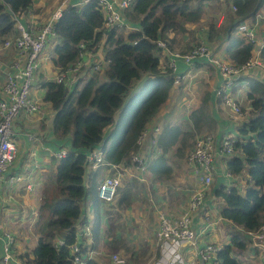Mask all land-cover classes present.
<instances>
[{"label": "trees", "instance_id": "16d2710c", "mask_svg": "<svg viewBox=\"0 0 264 264\" xmlns=\"http://www.w3.org/2000/svg\"><path fill=\"white\" fill-rule=\"evenodd\" d=\"M34 1L0 0V41L16 33L14 18L29 11ZM212 1H221L226 12L230 9L228 24L222 29L228 35L235 33L241 23L252 26L258 14L264 15V0H234L235 11L228 0H133L122 16L137 30L125 33V37L116 29H103V15L95 0L62 10L53 27L54 39L59 42L55 44L52 62L58 74L74 65L80 53H97L102 42L108 64L103 72L91 69L86 79L78 77L77 84L70 88L52 81L43 84V101L50 104L54 113L53 137L59 141L69 139L70 146L66 156L57 160L54 183L47 186L38 209L34 230L38 239L32 257L21 256V264H73L69 246L76 242L78 229L85 227L92 234L93 244L89 250L82 240L80 254L84 264H96L87 255L98 247L103 228L101 206L111 204H103L98 198L99 185L92 174L107 166L93 168L86 157L100 147L106 164L131 166L139 136L166 103L173 87L172 71L165 65L166 56L158 44L170 48L169 34H191L188 26H196L202 19H206L209 39L216 36L215 19L207 18L204 8ZM239 43V48H229L227 54L232 63L242 65L252 56L255 45L243 39ZM261 54L264 58V47ZM143 77L138 93L127 98ZM246 96L249 113L241 110L249 119L234 137L233 153L224 158L229 176H247L246 189L241 192L222 183L214 190L222 202L219 215L231 224L229 243L223 244L217 254L218 264H241L233 255L247 250L251 244L248 234L258 231L264 221V86L252 80ZM178 141L177 132L157 136V147L162 152L155 154L154 150L157 158L151 171L156 176L170 171L164 154ZM186 144L182 139L175 155L183 156ZM56 239L64 240L65 245L55 248Z\"/></svg>", "mask_w": 264, "mask_h": 264}, {"label": "crops", "instance_id": "0c3cea01", "mask_svg": "<svg viewBox=\"0 0 264 264\" xmlns=\"http://www.w3.org/2000/svg\"><path fill=\"white\" fill-rule=\"evenodd\" d=\"M82 1L72 0L67 3L66 0H35L29 11L14 18L15 29L16 23H20L25 29L37 32L51 20V17L58 10L62 11L66 6H75V2L82 3ZM204 8L206 17L215 19L216 36L209 39L206 19H202L200 25L188 26V31L190 30L191 34L189 32L176 36L169 34L170 48H162L163 56H166L165 65L168 66L172 60H175V76H181L189 70V67L175 55L188 52L196 42L203 41L214 56L229 62H232L229 54H227L229 48L231 50L239 48V41L242 38L236 33L225 34L222 30L228 24V10L230 9L228 8L226 12L221 1L220 3L217 1L206 3ZM258 25L255 50L259 48L262 50L264 47V19L259 20ZM6 39L0 41V98L2 97L5 74L11 63L18 58L15 49L3 48L2 43ZM56 43L57 40L54 38L50 40L39 57L38 68L35 71V77L33 76L35 90L32 99L40 107L39 112L32 115L21 114L13 125V141L17 142H14L16 147L15 159L20 154L30 160V163L15 164L14 159L13 164L5 174V181L0 183V264L3 263L2 245L3 237L6 234L14 238L13 258L15 261L9 264H20V257L25 254L32 257L31 252L38 239V235L34 231L38 220V209L43 202L45 190L49 186L47 172L52 160L55 159L53 154L60 150L67 152L70 146L69 139L59 141L53 137L51 123L54 113L50 104L43 101L44 94L41 98L37 96L39 88L43 89L44 83L55 82L59 75L52 62ZM102 44L95 55L94 53L88 54L84 59L86 66L79 71V79H86L91 74V63L95 60L101 61L102 72L106 69L105 50H101ZM262 61L264 63V58ZM162 63L163 61L161 65ZM194 64L195 68L192 73L194 77L181 86L173 85L168 100L146 127L149 130L159 128V136L177 132L179 141L175 143L174 148L169 149L164 154V161L170 171H164L161 176H156L151 171L153 160L157 158V155L154 154V150L152 152L153 148L149 147L147 142L141 147L147 162V169L143 175L132 169L125 170L122 166L118 167L120 170L118 193L111 203L108 213L104 205L100 209L103 225L101 231L103 233L101 236L99 235L97 244L101 246L100 249H92L93 252L90 253L91 260L96 264H105L102 258H106V255L102 254V250L106 248V242H110L113 253H118L119 256L123 257L126 264H152L157 252L155 231L159 215L172 219L178 218L187 211L189 195L192 190L197 188L193 169L187 162V155L196 138L211 135L218 146L224 137H236L238 129L246 121V114L234 119L231 112L223 106L220 98L216 95L217 89L222 85V78L218 69L209 64L205 58L194 60ZM252 80L264 86V75L256 69L239 77L235 82V88L232 90V95L240 102L246 113H249L246 95ZM73 85L71 86L73 87ZM43 91L45 93V89ZM111 130L112 127L106 130L105 137L109 135ZM182 139L187 143L182 150L184 154L183 156L175 155V149L180 148L178 144ZM97 149L101 150L100 147ZM224 158L226 159V157L216 159L212 184L206 192L203 207L192 217L194 240L190 245L180 250L185 264H206L199 260V252L203 248L210 244L222 247L223 244L229 243L228 232L231 224L219 215L222 202L215 197L214 190L223 183L226 187L235 186L243 192L246 189L247 176L244 173L237 177L229 176ZM105 169L102 173L105 172ZM112 175L113 171L106 176ZM11 176L24 177L20 184L24 183V188L29 193L26 202L31 207L33 206L32 203L37 201V205L31 213L26 209L21 213L18 210L19 204L15 195L20 193L23 185H8L6 179ZM103 178L100 177L98 185ZM28 184L32 185L31 191L26 188ZM120 202L127 203V206H122ZM116 212L120 214L119 218L114 217L113 213ZM89 215L92 219V214ZM107 218H109V222H107ZM110 223L111 229L109 230ZM125 226L127 229L124 228ZM84 244L91 250L92 234L83 239ZM142 247L145 249L143 253H139ZM244 253L247 257L248 255L251 256L249 264H262L260 251L247 248Z\"/></svg>", "mask_w": 264, "mask_h": 264}, {"label": "built area", "instance_id": "2783aa9c", "mask_svg": "<svg viewBox=\"0 0 264 264\" xmlns=\"http://www.w3.org/2000/svg\"><path fill=\"white\" fill-rule=\"evenodd\" d=\"M66 1L70 3L72 0ZM88 1L90 0H83L82 3L75 2V6H81ZM95 1L99 5L103 15L104 30L116 29L124 33L137 30L133 24L126 21L122 16L123 11L131 7L133 0ZM233 1L228 0L230 4ZM231 10L235 11L233 4L231 5ZM61 13L62 11L58 10L51 17V20L37 32L27 30L22 24L16 23V33L2 43L4 49H15L18 58L11 63L5 74L2 97L0 98V183L5 181V174L10 169L16 156V147L13 141L14 121L21 114L32 115L39 112L40 107L29 97V89L33 81L34 73L38 68V60L41 53L45 50L50 40L55 38L54 22L60 18ZM256 17V21L252 26L241 23L235 32L246 43L253 45H256L257 42L256 30L259 27L258 21L264 19V15L258 14ZM100 45H98V50ZM158 45L160 48L165 47L162 43ZM87 55V53H80L79 60L69 67L66 72L59 74L55 82L63 83L69 88L73 84L76 85L78 82L77 73L86 66L84 59ZM175 57L181 59L189 67V70L181 76H175V60L169 63L168 67L172 71L174 86H181L187 80L190 81L194 77L192 73L195 68L194 60L196 59L205 58L209 64L214 65L218 69L222 78V85L217 89L216 95L220 98L223 106L231 112L234 119L243 115L240 102L232 95L236 80L243 74L256 69L260 70L264 75L263 56L260 48L254 50L252 56L242 65L214 56L207 44H204L203 41L190 51L181 55H175ZM104 61L108 64L105 56ZM91 69L94 72L102 71L101 61L95 60L92 62ZM159 134V128L151 130L145 128L137 141L138 150L131 156V166L124 167L125 170L132 169L140 175L146 172L147 162L142 151L143 148L141 149V147L147 142L149 147L154 148L155 154H160L161 149L157 147L156 143ZM235 142L234 137L228 136L221 139L217 146L211 135H203L196 138L192 150L187 155V162L193 169L197 181V188L192 190L189 195L187 211L182 213L178 218L172 219L164 215H159L158 225L155 231V240L157 242L159 256L152 264H185L180 250L190 245L194 240L195 234L192 229V217L203 207L206 192L212 184L216 159L230 156L233 153ZM66 153V151L60 150L53 155L56 160H60L66 156ZM86 159L88 164H92L93 168L97 166H109V164L104 162L102 152L99 149L90 152ZM119 166L122 165H110L113 175L104 178L98 186V198L103 204L110 205L116 197L117 189L120 185ZM114 171L118 173L114 174ZM23 178L22 176H11L6 179V183L8 185L18 184ZM31 186V184L26 186L28 191H31ZM90 234L91 232L88 227L76 233V242L69 246L73 264L85 263L80 254V243L84 238L90 237ZM248 238L251 243V248L260 251V259H262V264H264V221L258 231L248 234ZM64 245L65 242L62 239H56L54 242L55 248ZM13 246L14 238L6 234L3 237L2 264H9L15 261L13 258ZM220 249L221 247L217 245H207L199 252V260L206 264H218L217 254ZM87 257L91 259L90 254ZM110 262L111 264H126V260L118 254L113 255Z\"/></svg>", "mask_w": 264, "mask_h": 264}, {"label": "rangeland", "instance_id": "374dc122", "mask_svg": "<svg viewBox=\"0 0 264 264\" xmlns=\"http://www.w3.org/2000/svg\"><path fill=\"white\" fill-rule=\"evenodd\" d=\"M197 25H200V23L199 24H197ZM123 33V35L126 37V35H125V33L124 32H122ZM56 40L58 41V39L56 38ZM59 42V41H58ZM199 44V43H198ZM198 44H195L193 47H195L196 45H198ZM192 47V48H193ZM166 48V47H165ZM191 48V49H192ZM103 48H101V50H102ZM35 74H36V72L34 73V77H35ZM34 77H33V81H32V83H31V86H30V89H29V97L30 98H32V95H33V91L35 90V88H34V86H35V79H34ZM144 80V77L142 78V80L137 84V86L132 90V88L130 89V91L128 92L129 94H128V97L127 98H132L133 96H134V94H136V93H138V91L140 90V88L142 87V81ZM44 89V88H43ZM43 89H41V88H39V93H37V96L38 97H42L43 96V94L45 95V93H44V91H43ZM145 91H148L147 89L145 90ZM148 93V92H147ZM241 109H242V107H241ZM242 111V110H241ZM242 114H244L243 112H242ZM133 115V114H132ZM20 117V116H19ZM18 117V118H19ZM18 118L16 119V120H18ZM248 119H249V116H248V114H246V120L248 121ZM16 120L14 121V123L16 122ZM189 135V134H188ZM187 139H188V137H187ZM186 139V140H187ZM15 143H17L16 141H14ZM17 145V144H16ZM192 150V149H191ZM190 150V151H191ZM190 151H189V153H190ZM26 163V164H28V163H30V160H27L24 156H22V155H20V154H18V156H17V158L15 159V164H17V163ZM55 167H56V160L54 159V160H52V162H51V165H50V168H49V171L47 172V179H48V181H47V183H48V185H49V187H51L52 186V184L54 183V178H55ZM106 168V167H105ZM105 168H100V169H98L97 171H93V170H91V171H93L92 172V174L93 175H95V182L96 183H98L99 182V180H100V177L102 176V178L104 177V178H106V177H108V176H106V175H108L110 172H112L111 171V169H110V165L105 169ZM105 169V172L104 173H102V171ZM116 173H118L117 171H114V174H116ZM106 176V177H105ZM103 178V179H104ZM18 185H23V187L21 188V191H20V193H18V194H16L15 195V197H16V200H17V202H18V204H19V207H18V210H20V213L22 212V211H24L25 209H26V211H28V212H30L31 213V211L33 210V208L37 205V201H35L34 203H32L33 204V206L31 207L27 202H26V200L28 201V197H29V193L25 190V185H24V183L23 184H20V183H18V184H16V186H18ZM88 189V188H87ZM117 193H118V191H117ZM117 195V194H116ZM120 203H122V202H120ZM122 206H127V203H122ZM105 209H106V211H107V213H108V209H109V207H105ZM113 215H114V217L115 218H119L120 217V214L119 213H113ZM107 222H109V218H107ZM105 223H106V221H105ZM125 229H127V227L125 226L124 227ZM111 229V223H110V225H109V230ZM130 231H131V229H130ZM103 233V231H100V236H101V234ZM106 234L109 236V234H108V232L106 231ZM155 242H156V240H155ZM107 244H106V248H105V246H104V248L105 249H103L102 250V254H104V255H106V258H102V260H103V263H105V264H111V257L113 256V255H115V254H118V253H113V251H112V249H111V246H110V242H106ZM100 246L101 245H98V247L97 248H99L100 249ZM156 246H157V242H156ZM144 249H145V247H142L141 249H140V251H139V253H143V251H144ZM248 249L249 250H252V248H251V246L250 245H248ZM234 256V258L235 259H237V260H239L240 261V263L241 264H247L249 261H251V256H249L248 255V257L246 256V254L244 253V254H238V253H236V254H234L233 255ZM156 259V258H155ZM249 264V263H248Z\"/></svg>", "mask_w": 264, "mask_h": 264}]
</instances>
